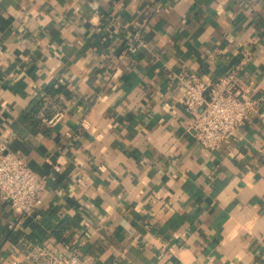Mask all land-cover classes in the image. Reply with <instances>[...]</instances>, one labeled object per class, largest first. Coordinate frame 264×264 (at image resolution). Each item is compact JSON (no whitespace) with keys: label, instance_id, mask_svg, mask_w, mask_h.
Here are the masks:
<instances>
[{"label":"crops","instance_id":"crops-1","mask_svg":"<svg viewBox=\"0 0 264 264\" xmlns=\"http://www.w3.org/2000/svg\"><path fill=\"white\" fill-rule=\"evenodd\" d=\"M237 66L257 108L207 149L176 73ZM0 137L48 177L0 191V264H264V0H0Z\"/></svg>","mask_w":264,"mask_h":264},{"label":"built area","instance_id":"built-area-1","mask_svg":"<svg viewBox=\"0 0 264 264\" xmlns=\"http://www.w3.org/2000/svg\"><path fill=\"white\" fill-rule=\"evenodd\" d=\"M127 44L135 51L142 43L139 31ZM240 67H234L216 80L198 70L183 68L176 78L183 91V103L190 115L189 128L207 149H217L238 133L239 127L254 113L258 100L253 98L248 85L239 77ZM57 113L49 122L63 116ZM59 169L58 165H54ZM47 175L34 171L28 163L9 147L8 137H0V191L12 209L19 214H30L42 204ZM264 200V194H263ZM24 261L14 259L13 264ZM27 264H96L93 256L75 252L57 256L45 245H36L27 255Z\"/></svg>","mask_w":264,"mask_h":264}]
</instances>
